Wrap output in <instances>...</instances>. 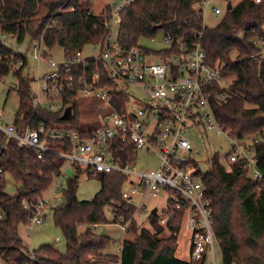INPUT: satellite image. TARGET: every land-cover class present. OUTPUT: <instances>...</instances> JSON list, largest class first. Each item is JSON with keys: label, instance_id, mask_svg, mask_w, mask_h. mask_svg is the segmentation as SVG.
Here are the masks:
<instances>
[{"label": "trees", "instance_id": "16d2710c", "mask_svg": "<svg viewBox=\"0 0 264 264\" xmlns=\"http://www.w3.org/2000/svg\"><path fill=\"white\" fill-rule=\"evenodd\" d=\"M220 17L217 25L209 28L203 25L196 0H133L118 13L117 40L128 50L139 47L140 39L153 38L163 31L189 44L193 35L203 31L208 63L221 66L220 82L232 77L228 87L220 82L210 87L209 103L215 120L234 138H264V58L249 57L255 51L251 37L264 38V2L241 0ZM111 18L108 5L94 13L90 0H0V32L16 36L18 43L38 40L48 50L61 47L64 57L82 51L86 45L102 44ZM10 73L19 98L12 124L19 133L63 125H72L81 133L90 130L81 129L78 99L73 95H62L63 104L72 107L71 118H63L62 110L38 106L27 58L0 41V79ZM118 147L121 162L134 161L131 144ZM252 148L255 167L261 173L257 180L248 177L245 160L226 166L217 155L212 157L207 172L199 167L196 172L210 200L222 264H264V142L254 143ZM63 163L55 154H46L40 161L31 149L0 132V167L18 185L10 195L5 192V176L0 181V210L4 214L0 220V259L4 264H108L118 258L121 264H192L175 255L176 236L159 237L164 229L156 215L145 219L153 232L138 229L134 207L121 198L126 181L122 174L86 170L88 176L99 180L100 189L92 200L79 201V168L68 181L60 204L51 210L55 226L65 237L66 251L50 245L31 250L20 235L31 216L23 209L22 200L42 197L54 177L61 175ZM175 216L169 225L171 233L184 221V209L175 211ZM95 224H128L127 233L134 234V239L123 241L118 257L107 252L110 237L106 231H93Z\"/></svg>", "mask_w": 264, "mask_h": 264}, {"label": "built area", "instance_id": "2783aa9c", "mask_svg": "<svg viewBox=\"0 0 264 264\" xmlns=\"http://www.w3.org/2000/svg\"><path fill=\"white\" fill-rule=\"evenodd\" d=\"M133 0H116L108 4L110 13L118 16L119 11ZM261 4L264 0H252ZM233 0H196V9L202 17L210 10L220 16L226 5ZM238 3V2H237ZM236 3V4H237ZM112 18L109 32L102 44H92L95 54L84 56L82 51L63 57L56 63L48 56V48L38 40L29 42L22 50L17 37L0 32V41L15 53L27 58L29 50L37 64L47 66V72L35 79L34 100L41 102L51 111H69L70 104H63L62 95H73L95 101V111L102 112V123L98 128L81 133L72 125L19 133L12 122L1 124L0 132L18 145L31 149L37 159L43 161L46 154H55L69 162V165L94 173H119L126 181L121 191L124 202L134 207V214L145 219L154 214L158 224L169 231L175 219V211L184 209V223L170 234L178 236L182 227L189 233L188 255L191 260L215 264L213 217L210 200L205 188L196 176L198 164L191 141L187 137L193 127L202 126L231 141V149L222 162L226 166L239 160L246 161L248 177L261 178L255 167L252 145L264 142V138L238 139L231 136L224 125L219 124L210 106V87L221 80V66L210 65L203 47V31L193 35L190 43L163 34L167 49L144 52L142 48L121 47L113 33ZM203 25L204 21H203ZM251 42L255 51L249 57L264 58V38L253 36ZM156 59V61H153ZM20 65V64H18ZM16 66L13 68L15 69ZM3 83V79H0ZM129 87L143 89L144 101L128 92ZM64 118V117H63ZM1 121V118H0ZM82 129V128H81ZM80 129V130H81ZM131 144L135 154L145 150L159 159L157 169L137 172L134 161L121 162L118 145ZM59 146V152L52 147ZM214 157V155L212 156ZM211 157V158H212ZM5 176L0 167V181ZM147 198L162 200L163 206H154L148 211ZM22 207L31 216L25 227L30 229L44 223L50 212L49 197L23 199ZM173 204V207L171 206ZM4 214L0 210V220ZM121 231H128V224L121 225ZM103 227L93 225V231ZM59 242L55 240V244ZM122 244L117 248L120 257ZM108 264H121L118 258Z\"/></svg>", "mask_w": 264, "mask_h": 264}, {"label": "rangeland", "instance_id": "374dc122", "mask_svg": "<svg viewBox=\"0 0 264 264\" xmlns=\"http://www.w3.org/2000/svg\"><path fill=\"white\" fill-rule=\"evenodd\" d=\"M92 4V8L94 13H99L101 10L107 6L111 2H115L116 0H90ZM241 0H233V4L235 5L237 2ZM220 16H215L210 10L205 11L203 15L204 24L211 28L217 25L220 21ZM113 24V33L116 35L119 27V18L118 16H113L112 18ZM163 39V31H158L153 38H142L138 41V46L152 50V51H160L162 49H167V45H165L162 41ZM29 45V41L25 40L22 45H20L21 49L26 51ZM97 48H93L92 45L84 46L82 53L84 56H89L95 54ZM48 56L51 57L56 63H59L63 60L64 54L61 47H54L53 49L48 51ZM32 51L29 50L27 53V61L29 65V74L33 78V82L31 83L32 93L35 92V79L44 75L48 68L44 64H37L31 57ZM156 61V59H153ZM232 77L227 79H223L220 82L221 86L228 87L231 83ZM15 84V79L10 73L6 78L3 79V83L0 82V118L1 124L12 122L15 113L17 112L19 105V98L16 92L13 90ZM9 89L11 91L8 93ZM128 92L134 96L136 99L140 101H144V93L143 89L140 87H129ZM93 100H88L84 98L78 99V110H79V119L81 122L82 129H94L98 128L102 123V112H98L97 114L91 108H95L94 104H91ZM44 103H46L44 101ZM43 102H41L42 106H45ZM187 137L191 141L193 150L198 153L196 156L197 164L199 169L202 172H207L211 168V157L213 155H217L220 161H224L225 156L229 153L231 149V141L228 137L224 135H218L213 131L208 130L207 128H203L202 126L193 127L187 133ZM56 152H59V146H52ZM63 159V158H61ZM135 162L133 163L134 168L137 172H144L149 170H155L158 167L159 159L155 155L148 154L145 150H139L135 154ZM64 163L61 169V175L58 177H54L48 187L43 191L42 197L50 199V212L46 217L44 223L40 226H34L30 229L27 227L22 228L20 230V235L27 243L31 250H37L42 246H53L61 252L66 251V240L61 230L57 228L53 221L52 208L60 204L62 201L63 191L67 188L68 181L75 176L76 167L69 165V162L63 159ZM81 173H79L77 188H76V197L79 201H88L92 200L96 193L100 189V182L95 177L88 176L86 170L81 169ZM5 192L13 195L16 192L18 185L14 182L12 177L8 174H5ZM162 200H153L147 198L145 205L148 208V211H151V208L154 206H158L159 208L163 206ZM134 217L139 222L138 229L146 228L150 232H153L152 229L148 226L145 221V217L143 215H135ZM184 222L181 223L183 225ZM81 229L80 226H78ZM106 233L110 237V243L108 245L109 253L115 254L117 252V248H120L121 243L124 239L132 240L134 239V234L132 233H123L121 231V226L118 224H111L105 227ZM101 231V229H100ZM170 235V231L163 230V233L159 236L160 238H167ZM58 239L59 242L55 244V240ZM188 245H189V233L185 228L182 227L179 235L177 236V246L175 249V255L179 258L188 260L192 264H200L199 261L191 260L188 255ZM214 257L215 264H222V254L220 251V247L217 242H215L214 246ZM0 264H4L0 259ZM204 264H211L209 261L204 262Z\"/></svg>", "mask_w": 264, "mask_h": 264}, {"label": "water", "instance_id": "95a60500", "mask_svg": "<svg viewBox=\"0 0 264 264\" xmlns=\"http://www.w3.org/2000/svg\"><path fill=\"white\" fill-rule=\"evenodd\" d=\"M232 9V5L230 4V3H228L227 5H226V10H231ZM68 114H69V111L67 110V111H65L64 112V115H63V117L64 118H67L68 117ZM105 232V227H103L102 228V230H101V233H104Z\"/></svg>", "mask_w": 264, "mask_h": 264}, {"label": "crops", "instance_id": "0c3cea01", "mask_svg": "<svg viewBox=\"0 0 264 264\" xmlns=\"http://www.w3.org/2000/svg\"><path fill=\"white\" fill-rule=\"evenodd\" d=\"M105 231H106V229H105ZM127 234H128V233H127ZM125 240H129V239H124V238H123V241H125ZM123 241H122V243H123ZM106 250H107V252H109V251H108V248H107ZM115 254H116V253H115ZM176 256H177V255H176ZM177 257H178V256H177ZM178 258H179V257H178Z\"/></svg>", "mask_w": 264, "mask_h": 264}]
</instances>
